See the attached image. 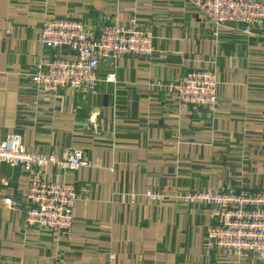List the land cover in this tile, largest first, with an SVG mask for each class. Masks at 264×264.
<instances>
[{
    "label": "crops",
    "instance_id": "0c3cea01",
    "mask_svg": "<svg viewBox=\"0 0 264 264\" xmlns=\"http://www.w3.org/2000/svg\"><path fill=\"white\" fill-rule=\"evenodd\" d=\"M54 17L95 31L105 24L150 31L153 52L103 60L94 90L45 92L32 79L36 64L70 56L41 41ZM202 69L219 81L215 111L156 85ZM12 133L35 153L82 150L88 165L35 171L77 186L65 236L29 226L21 206L1 202L21 201L32 175L0 164V264H107L110 252L120 264H262L210 245V207L180 197L264 189V22L252 35L229 28L215 35L186 0H0V139ZM147 190L164 198L131 203L128 194Z\"/></svg>",
    "mask_w": 264,
    "mask_h": 264
},
{
    "label": "built area",
    "instance_id": "2783aa9c",
    "mask_svg": "<svg viewBox=\"0 0 264 264\" xmlns=\"http://www.w3.org/2000/svg\"><path fill=\"white\" fill-rule=\"evenodd\" d=\"M212 25L218 35L224 29L240 30L252 35L264 22V0H186ZM42 43L51 50L68 51L70 56L56 54L52 59L36 64L33 81L45 92L61 87L94 90L99 82L98 69L103 60L117 61L128 54L145 55L153 52L154 36L150 31L120 24H105L98 31L88 29L80 20L48 18L43 23ZM114 79L109 74L108 81ZM176 90L183 104L206 107L215 111L219 105L216 72L211 69L186 73L179 83L161 82ZM0 164L20 165L30 173L31 180L22 200L2 197L11 209L21 206L29 226L70 235L74 224V207L79 198L75 184L53 182L36 169L53 165L64 172H74L88 165L82 150H74L65 158L35 153L27 149L19 133L0 139ZM131 203L160 201L162 193L147 190L128 194ZM187 205H204L211 209L215 224L207 232L210 245L237 257L254 254L264 264V189L239 191H194L182 195ZM107 264H120L119 256L110 252Z\"/></svg>",
    "mask_w": 264,
    "mask_h": 264
}]
</instances>
